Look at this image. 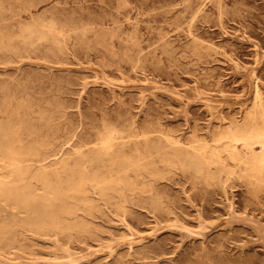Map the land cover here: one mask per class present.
Wrapping results in <instances>:
<instances>
[{"label":"rangeland","instance_id":"obj_1","mask_svg":"<svg viewBox=\"0 0 264 264\" xmlns=\"http://www.w3.org/2000/svg\"><path fill=\"white\" fill-rule=\"evenodd\" d=\"M0 149V264H264V0H0Z\"/></svg>","mask_w":264,"mask_h":264},{"label":"bare ground","instance_id":"obj_2","mask_svg":"<svg viewBox=\"0 0 264 264\" xmlns=\"http://www.w3.org/2000/svg\"><path fill=\"white\" fill-rule=\"evenodd\" d=\"M5 104H6V103H5ZM11 149H12V148H11ZM0 150H1V149H0ZM0 153H1V152H0ZM14 154H15V153H14ZM16 154H17V153H16ZM12 155H13V154H12ZM13 156H14V155H13ZM17 156H18V155H17ZM217 158H218V157H217ZM15 161H16V160H15ZM11 162H13V161H11ZM16 167H17V165H16ZM20 169H21V168H20ZM10 170H11V168H10ZM20 171H21V170H20ZM9 173H10V172H9ZM13 173H14V172H13ZM17 174H18V173H17ZM9 176H11V173H10ZM3 179H4V178H3ZM80 180H83V179L80 178ZM13 182H14V181H13ZM17 182H18V181H17ZM17 182H16V183H17ZM76 182H77V181H76ZM78 182H79V181H78ZM80 182H82V181H80ZM4 183H5V182H4ZM14 183H15V182H14ZM21 183H22V181H21ZM2 184H3V183H2ZM2 184H1V185H2ZM18 184H19V182H18ZM18 184H17V185H18ZM75 184H76V183H75ZM73 185H74V184H73ZM77 185H78V183H77ZM82 185H83V184H82ZM13 186H14V184H13ZM75 186H76V185H75ZM75 186H74V187H75ZM78 186H80V184H79ZM70 187H71V186H70ZM14 188H15V186H14ZM18 188H19V187H18ZM71 188H72V187H71ZM76 188H77V187H76ZM81 188H82V187H81ZM2 189H3V188H2ZM6 189H8V188H6ZM11 189H12V188H11ZM15 189H16V188H15ZM69 189H70V188H69ZM78 191H80V190H79V187H78ZM78 191H77V192H78ZM18 192H19V191H18ZM18 192H17V193H18ZM74 192H75V191H74ZM1 193H2V192H1ZM20 193H21V192H20ZM4 194H5V193H4ZM18 194H19V193H18ZM21 194H22V193H21ZM5 195H6V194H5ZM3 196H4V195H3ZM4 197H5V196H4ZM5 199H6V197H5ZM0 200H1V199H0ZM12 200H13V199H12ZM3 202H4V201H3ZM46 202H47V201H46ZM4 203H5V202H4ZM43 204H44V203H43ZM45 204H46V203H45ZM28 206H29V205H28ZM47 206H48V205H47ZM43 207H45V205H44ZM26 208H27V207H26ZM43 209H44V208H43ZM32 212H33V210H32ZM42 213H43V212H42ZM43 215H46V214H43ZM49 216H50V215H49ZM45 217H46V216H45ZM52 217H53V216H52ZM40 218H41V217H40ZM48 218H49V217H48ZM54 218H55V217H54ZM53 220H56V219H53ZM46 221H47V220H46Z\"/></svg>","mask_w":264,"mask_h":264}]
</instances>
